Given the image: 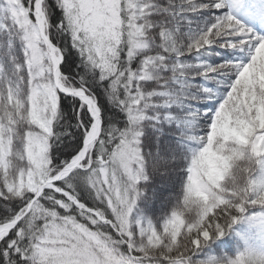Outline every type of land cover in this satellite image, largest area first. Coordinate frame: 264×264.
<instances>
[{
	"label": "snow or ice",
	"instance_id": "6c2138e0",
	"mask_svg": "<svg viewBox=\"0 0 264 264\" xmlns=\"http://www.w3.org/2000/svg\"><path fill=\"white\" fill-rule=\"evenodd\" d=\"M0 264H264V0H0Z\"/></svg>",
	"mask_w": 264,
	"mask_h": 264
}]
</instances>
